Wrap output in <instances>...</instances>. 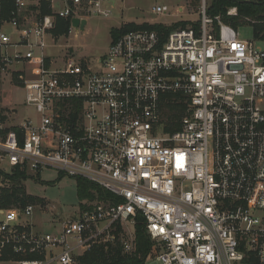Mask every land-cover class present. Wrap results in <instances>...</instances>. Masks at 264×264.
<instances>
[{"label": "built area", "instance_id": "2783aa9c", "mask_svg": "<svg viewBox=\"0 0 264 264\" xmlns=\"http://www.w3.org/2000/svg\"><path fill=\"white\" fill-rule=\"evenodd\" d=\"M117 5L14 0L4 18L0 0V72L17 76L36 111L18 125L17 109L0 113V201L15 169H54L112 193L48 232L35 220L41 207L0 204V260L82 264L118 240L132 253L142 215L153 241L145 264H264V40L241 38L203 4L193 24L167 36L130 30L93 64L59 56L83 31L73 19L109 17ZM60 18L70 21L64 34L55 33ZM170 94L186 102L175 131Z\"/></svg>", "mask_w": 264, "mask_h": 264}, {"label": "rangeland", "instance_id": "374dc122", "mask_svg": "<svg viewBox=\"0 0 264 264\" xmlns=\"http://www.w3.org/2000/svg\"><path fill=\"white\" fill-rule=\"evenodd\" d=\"M210 3L211 0H199L198 5L194 6L191 0H118L117 8L111 16L89 18L85 31L77 36L74 34L71 36L72 39L69 42L73 47L69 50L64 49L59 56L74 55L77 59H84L93 64L96 57L107 52L112 41L113 28H120L128 23L138 25L160 23L171 26L180 21H196L200 19L203 4L207 9ZM164 4L169 6V13L154 14L152 12L153 6ZM180 6H184L185 11L178 15L177 10ZM234 8L237 9V7H229L227 13ZM237 31L243 39H255L253 27L249 24L238 26ZM258 39L264 40L261 36ZM69 42L63 40L64 44ZM259 44L264 48V43ZM26 68L30 72L36 70L33 65ZM14 108L18 110V114L10 120L11 125H18L36 114L35 108L26 103V91L21 84H18L17 76L0 72V112H11ZM25 185L28 194L46 200L45 208H38L35 214V220L45 232L53 230L51 225L53 221L57 223L63 219L77 218L82 205H91L96 202L79 198L76 178L60 174L54 169L44 170L40 176L36 177V180L28 179ZM0 264L14 263L0 260ZM146 264H162V262L153 258Z\"/></svg>", "mask_w": 264, "mask_h": 264}, {"label": "trees", "instance_id": "16d2710c", "mask_svg": "<svg viewBox=\"0 0 264 264\" xmlns=\"http://www.w3.org/2000/svg\"><path fill=\"white\" fill-rule=\"evenodd\" d=\"M194 6H197L199 0H191ZM3 17L8 18L11 10L14 8V0H1ZM229 7H237V15H229L227 9ZM47 13V8L44 9ZM206 12L212 17H220V20L233 25L237 28L240 25L249 24L253 27L254 37L264 39V0H211ZM228 14V15H227ZM59 27L55 30L56 34H64L69 26L70 21L60 18ZM193 24L192 21H180L171 26L160 23H128L120 28H113L111 37L116 41L124 33L135 29L157 30L162 35L167 36L171 31L180 27H187ZM215 24L218 21L215 20ZM195 27H199L198 23H194ZM18 84H20L18 82ZM168 101L164 104L166 115L168 116L167 130L175 131L180 129V120L186 112V102L184 99L179 100L172 98V94L166 96ZM1 113V112H0ZM177 120V123H176ZM179 121V122H178ZM10 178L11 186L4 188L1 195V207H25L28 204H34L45 208L46 200L28 194L25 182L28 179L36 180L34 175L26 171L15 169ZM78 195L82 200L90 201H107L112 198V193L103 189L99 185L88 181L84 178H76ZM92 208V205H82V212ZM119 232L121 228H118ZM135 242L136 248L132 253H126L123 250L120 240L115 245H96L90 252L81 257L82 264H145L147 255L149 254L153 241L146 230V221L142 215L137 217L135 225Z\"/></svg>", "mask_w": 264, "mask_h": 264}, {"label": "water", "instance_id": "95a60500", "mask_svg": "<svg viewBox=\"0 0 264 264\" xmlns=\"http://www.w3.org/2000/svg\"><path fill=\"white\" fill-rule=\"evenodd\" d=\"M88 21L86 19L79 20L78 18L73 19V24L75 26H80L81 30L85 31Z\"/></svg>", "mask_w": 264, "mask_h": 264}]
</instances>
